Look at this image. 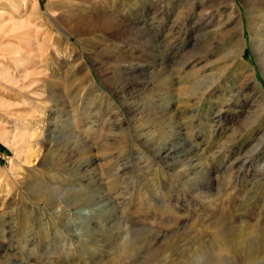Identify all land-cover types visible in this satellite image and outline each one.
I'll return each mask as SVG.
<instances>
[{
	"label": "rangeland",
	"instance_id": "rangeland-1",
	"mask_svg": "<svg viewBox=\"0 0 264 264\" xmlns=\"http://www.w3.org/2000/svg\"><path fill=\"white\" fill-rule=\"evenodd\" d=\"M261 3L0 0V264H264Z\"/></svg>",
	"mask_w": 264,
	"mask_h": 264
},
{
	"label": "bare ground",
	"instance_id": "bare-ground-1",
	"mask_svg": "<svg viewBox=\"0 0 264 264\" xmlns=\"http://www.w3.org/2000/svg\"><path fill=\"white\" fill-rule=\"evenodd\" d=\"M255 3H256V1H255ZM258 3V2H257ZM258 5H262V6H264V3H261V4H258ZM256 6V5H255ZM211 14V13H210ZM201 16V15H200ZM210 16V15H209ZM213 16V15H212ZM67 17V16H66ZM199 18V17H198ZM82 19V18H81ZM209 19H210V17H209ZM104 20V19H103ZM103 20H102V22H103ZM201 20V19H200ZM208 20V19H207ZM206 20V21H207ZM80 21V20H79ZM98 22V21H97ZM201 22V21H200ZM210 23V22H209ZM81 24H82V33L83 34H85V35H92L93 34V32H94V30L96 29V28H98L97 27V23H95V22H93V23H87L86 21H82L81 22ZM202 24V23H201ZM218 26H220V24L218 25ZM103 27V26H102ZM99 29V28H98ZM197 61V60H196ZM200 73H202L200 70L198 71H195L194 73H193V78L194 77H197L198 75H200ZM196 84V83H195ZM201 89L202 88H200V87H196V88H192V90L190 91V92H192V94L190 95V96H192V97H196L197 95H199V94H201ZM208 90V89H207ZM204 92H206V91H204ZM133 108H134V106H133ZM135 109V108H134ZM135 111H136V109H135ZM174 149H176V147H174ZM173 149V150H174ZM177 152H179V149L178 150H176ZM178 154V153H177ZM175 155V154H174ZM178 157L180 156V155H177ZM182 156V155H181ZM184 157V156H183ZM174 159V158H173ZM175 166V165H174ZM88 201V200H87ZM115 220V219H114ZM117 220H119V219H117ZM115 223V222H114ZM120 224H123V223H120ZM115 225H119L118 224V222H117V224L115 223ZM114 225V226H115ZM220 230H222V229H220ZM226 230V229H225ZM129 230H128V228H126L125 227V232H124V234L126 235V236H129ZM228 232H230V231H228ZM228 232H226V231H224V229H223V231H216L214 234H213V237H212V240H213V243H218V242H224V241H227V238L230 236V233H228ZM107 233V232H106ZM112 234V233H111ZM123 234V235H124ZM122 235V236H123ZM126 239V238H125ZM211 241V240H210ZM250 257V256H249ZM181 264H188L186 261L184 262V263H181Z\"/></svg>",
	"mask_w": 264,
	"mask_h": 264
}]
</instances>
